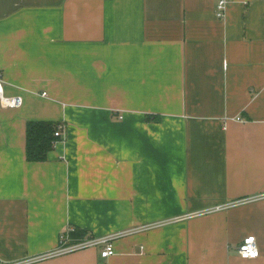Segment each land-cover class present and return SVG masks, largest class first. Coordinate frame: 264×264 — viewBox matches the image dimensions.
<instances>
[{"label":"crops","instance_id":"crops-1","mask_svg":"<svg viewBox=\"0 0 264 264\" xmlns=\"http://www.w3.org/2000/svg\"><path fill=\"white\" fill-rule=\"evenodd\" d=\"M217 1L0 0L3 261L73 226L115 253L25 264H264V0ZM30 120L66 124L46 160Z\"/></svg>","mask_w":264,"mask_h":264},{"label":"built area","instance_id":"built-area-1","mask_svg":"<svg viewBox=\"0 0 264 264\" xmlns=\"http://www.w3.org/2000/svg\"><path fill=\"white\" fill-rule=\"evenodd\" d=\"M229 0H218L216 4V14L220 18H224L227 11V5ZM0 99L3 105L17 107L23 102L20 95H8L5 93L4 79L0 74ZM122 117V115H120ZM66 124L59 122L54 134L60 137V140L65 138ZM218 208L220 206H217ZM77 228L70 226L64 229L60 233L58 246L54 251L48 252L40 257H32L27 259H21L16 261H3L0 258V264H25L30 261L42 257H48L55 254L66 253L74 250H79L91 246H101V256L109 257L115 253L114 238L120 235V233H113L101 236H92L85 234L84 236L75 237L72 235ZM129 232V231H126ZM239 255L243 258H255L260 255V248L257 242L256 235H246L242 242L239 244ZM140 264V263H135Z\"/></svg>","mask_w":264,"mask_h":264},{"label":"trees","instance_id":"trees-1","mask_svg":"<svg viewBox=\"0 0 264 264\" xmlns=\"http://www.w3.org/2000/svg\"><path fill=\"white\" fill-rule=\"evenodd\" d=\"M148 119L160 120L161 115L149 114ZM59 122L52 120H30L26 125V155L30 161H43L48 153L55 147L60 137L54 134ZM86 231L76 229L72 232L75 237L84 236Z\"/></svg>","mask_w":264,"mask_h":264}]
</instances>
